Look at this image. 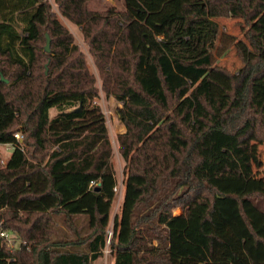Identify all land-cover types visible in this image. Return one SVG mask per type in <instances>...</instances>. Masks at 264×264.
<instances>
[{"label": "trees", "instance_id": "obj_1", "mask_svg": "<svg viewBox=\"0 0 264 264\" xmlns=\"http://www.w3.org/2000/svg\"><path fill=\"white\" fill-rule=\"evenodd\" d=\"M93 1L54 0L122 104L120 213L110 235L113 147L85 53L48 0H0V143L15 147L0 169V213L2 229L30 246L0 248V264H96L107 249L114 264H264V211L252 197L264 194L254 172L264 73L213 95L204 55L224 18L242 19L256 45L264 0H124L123 10Z\"/></svg>", "mask_w": 264, "mask_h": 264}, {"label": "rangeland", "instance_id": "obj_2", "mask_svg": "<svg viewBox=\"0 0 264 264\" xmlns=\"http://www.w3.org/2000/svg\"><path fill=\"white\" fill-rule=\"evenodd\" d=\"M57 14L62 24H64L73 34L75 43L80 46V49L87 57V63L90 71L97 77V87L100 91V97L96 100L106 118L110 140L113 147L111 164L115 171L117 185L115 188L116 196L111 209V225L108 233L111 235L113 219L115 215L120 213L123 195H124V178L126 163L120 155L117 136L126 131L125 125L118 119L116 108L122 106L121 103L113 96H108L102 89V82L99 76L98 69L95 66L94 59L90 53L89 45L84 39L82 27L75 25L71 21L64 18L54 0H48ZM115 6L120 10L124 9V0H94L91 7L101 8L102 6ZM219 34L212 45H210L204 55L211 58V71L206 75L210 81L209 93L213 95L231 94L234 95L235 87L241 86L245 88V83H242L243 77L247 73H251V79L260 76L264 73V64H257L259 59H264V21L258 22L251 33V38L256 42V45L251 44L248 39L249 28L242 19L224 18L219 21ZM193 38L191 29L187 30V35L184 40L188 41ZM47 44V43H46ZM44 44V47H46ZM257 49V50H256ZM264 61V60H263ZM233 81V83H232ZM255 83V81H253ZM242 83V84H241ZM251 88L246 90V93L251 94ZM51 114H57L55 109L51 110ZM10 150L9 155H11ZM259 157L262 162L260 168L254 169V172L259 177L264 176V144L259 148ZM255 204L264 211V194L252 196ZM181 207L174 210L175 215L182 214ZM58 234L61 236L60 229L67 230L65 222H61L57 217L52 216ZM54 235V233H52ZM96 264H114V256L109 249L104 251V255L100 257Z\"/></svg>", "mask_w": 264, "mask_h": 264}, {"label": "built area", "instance_id": "obj_3", "mask_svg": "<svg viewBox=\"0 0 264 264\" xmlns=\"http://www.w3.org/2000/svg\"><path fill=\"white\" fill-rule=\"evenodd\" d=\"M16 139L22 142L23 136L21 134H16ZM15 147L10 143H0V169L5 168L8 159L10 157V150L14 151ZM12 154V153H11ZM4 224V218L0 213V248H4L8 252L15 253L21 251L24 247L27 250L30 249L29 244L22 240V238L15 233H10L7 230H3L2 226Z\"/></svg>", "mask_w": 264, "mask_h": 264}, {"label": "water", "instance_id": "obj_4", "mask_svg": "<svg viewBox=\"0 0 264 264\" xmlns=\"http://www.w3.org/2000/svg\"><path fill=\"white\" fill-rule=\"evenodd\" d=\"M46 40H47V44L45 47V51L49 52L50 51V45H51V38L48 34H46ZM2 80L5 81L6 83H8L9 81L7 79H5L4 77H2Z\"/></svg>", "mask_w": 264, "mask_h": 264}]
</instances>
